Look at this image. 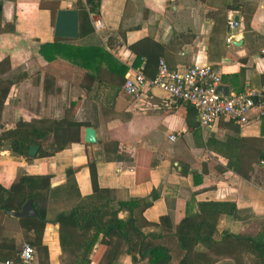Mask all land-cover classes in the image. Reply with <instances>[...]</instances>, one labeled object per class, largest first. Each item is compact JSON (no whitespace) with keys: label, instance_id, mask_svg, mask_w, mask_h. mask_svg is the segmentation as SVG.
Instances as JSON below:
<instances>
[{"label":"crops","instance_id":"crops-1","mask_svg":"<svg viewBox=\"0 0 264 264\" xmlns=\"http://www.w3.org/2000/svg\"><path fill=\"white\" fill-rule=\"evenodd\" d=\"M77 1L0 0V61L8 60V77L23 75L8 91L0 125L11 130L22 119L35 126L44 121L83 126L81 144L42 158L0 153L2 188L27 175L48 176L55 190L39 245L32 247L35 264L68 263L51 220L90 196L82 167L87 157L96 160V184L107 191L112 206L157 195L141 213L147 223L168 217L173 230L177 218L196 213L197 204L206 202L235 206L234 217L218 220V232L238 234L264 219V116L242 127L219 120L200 130L196 113L186 103L168 100L159 88L145 89L135 100L121 90L128 68L151 79L158 59L170 70L210 66L220 74L226 96L263 89L264 0H101L98 15L89 17L93 32L61 39L47 62L39 52L57 40L55 13L75 9L79 24L83 11ZM95 19L102 23L100 32L93 29ZM229 20L237 23L233 30ZM84 128L94 130L95 144L83 143ZM108 147L115 149L106 151L110 159L105 160ZM73 167L81 169L66 178ZM7 217L0 216V262L15 258L26 243L16 219ZM115 264H131L130 257L122 254Z\"/></svg>","mask_w":264,"mask_h":264},{"label":"trees","instance_id":"trees-1","mask_svg":"<svg viewBox=\"0 0 264 264\" xmlns=\"http://www.w3.org/2000/svg\"><path fill=\"white\" fill-rule=\"evenodd\" d=\"M100 1L76 2V8L83 11L79 12L78 38L93 32L89 17L98 15ZM60 41L57 39L42 48H48L51 54L60 46ZM42 48L39 52L42 58L52 61V54L48 57ZM8 73V60L3 59L0 61V110L12 84L23 77H8ZM42 123L47 126L42 127ZM82 127L66 121H44L35 126L22 119L11 130H4L0 125V153L7 152L13 158L27 161L42 158L66 145L81 144L82 133L78 134V130ZM49 136L53 142L47 144L45 150L42 144ZM31 145L39 146L33 158L27 156ZM114 149H104L105 160L110 159L106 151ZM95 163L94 158L87 157L82 166L88 171L90 196L65 211L55 212L51 220L57 226L58 245L60 252L66 255V264H115L122 254L130 257L131 264H218L220 260H230L233 264H264V219L253 220L246 231L238 234L228 230L218 232V220L223 216L234 217L235 206L206 202L197 204L196 213L177 218L173 230L167 226L168 217H162L159 224H150L142 219L141 213L157 195L152 192L141 199L118 200L112 206L107 191L96 184ZM80 169H67L66 178ZM48 179V176L22 175L8 189L0 186L1 216H5V212H19L28 200L31 201L35 216L16 219V226L26 238L25 244L31 247L39 245L48 220V199L56 196L55 190L49 188ZM119 213L123 214L122 218L118 217Z\"/></svg>","mask_w":264,"mask_h":264},{"label":"built area","instance_id":"built-area-1","mask_svg":"<svg viewBox=\"0 0 264 264\" xmlns=\"http://www.w3.org/2000/svg\"><path fill=\"white\" fill-rule=\"evenodd\" d=\"M92 25L95 32L102 30L99 20H93ZM236 26L237 23L232 20L227 23L229 30ZM230 40L226 38V43H230ZM220 83V74L208 65L193 64L170 70L162 59H158L155 75L151 79L138 70L128 68L121 90L135 100L145 89L159 88L168 100L186 103L196 113L200 130L209 128L219 120L242 127L252 119L258 121L264 116V88L223 96L217 91ZM169 139L173 140V137ZM261 165L264 166V162ZM0 264H35L34 251L28 244H23L15 258L5 259Z\"/></svg>","mask_w":264,"mask_h":264},{"label":"water","instance_id":"water-1","mask_svg":"<svg viewBox=\"0 0 264 264\" xmlns=\"http://www.w3.org/2000/svg\"><path fill=\"white\" fill-rule=\"evenodd\" d=\"M77 11L75 9L57 10L54 17L53 37L55 39L72 40L78 36V21ZM217 91L226 96L227 90L223 86H218ZM83 143L92 145L96 143L94 130L91 128H84ZM39 149L38 145H31L28 147L27 156L33 158ZM5 215L21 219L25 217L35 216L31 201L28 200L20 209L19 212H5Z\"/></svg>","mask_w":264,"mask_h":264},{"label":"rangeland","instance_id":"rangeland-1","mask_svg":"<svg viewBox=\"0 0 264 264\" xmlns=\"http://www.w3.org/2000/svg\"><path fill=\"white\" fill-rule=\"evenodd\" d=\"M51 142H53V139L49 136L48 139H47V141H45L44 143L45 144H49ZM219 264H233V262L230 261V260H220V263Z\"/></svg>","mask_w":264,"mask_h":264}]
</instances>
